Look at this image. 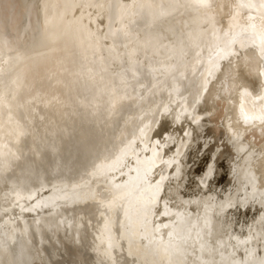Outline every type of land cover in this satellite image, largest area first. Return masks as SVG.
I'll return each instance as SVG.
<instances>
[{
    "label": "bare ground",
    "instance_id": "6f19581e",
    "mask_svg": "<svg viewBox=\"0 0 264 264\" xmlns=\"http://www.w3.org/2000/svg\"><path fill=\"white\" fill-rule=\"evenodd\" d=\"M247 2L0 0V264H264Z\"/></svg>",
    "mask_w": 264,
    "mask_h": 264
},
{
    "label": "snow or ice",
    "instance_id": "6c2138e0",
    "mask_svg": "<svg viewBox=\"0 0 264 264\" xmlns=\"http://www.w3.org/2000/svg\"><path fill=\"white\" fill-rule=\"evenodd\" d=\"M134 2H135V0H134ZM200 2L202 4H205L206 0H200ZM240 6L248 8V9H255L256 10V12L259 14L260 31H261V34L264 35V0H258V3H253L252 0H248L247 3L240 5ZM125 8H126V6L124 4H121L118 2V10L121 13L125 10ZM253 19H254V17L252 15L248 16L249 21H251ZM251 27L255 29L256 25L252 24ZM127 35H128V33L126 32L125 36H127ZM125 47H127V45H125ZM133 76H135V72H133ZM165 110L167 111V109H165ZM244 119L246 121L249 119H262V120H264V115H261L259 117H252V116H248L247 114H245ZM119 162H120V157H117V159L115 161H113L112 164L108 166V168L111 170L112 168L116 167L119 164ZM103 168H104L103 165L97 166L96 170L93 172V175H96L98 173H102ZM210 172H211V170H210ZM163 179H165V178L161 177V180H163ZM117 187H120V186L118 185ZM145 191H150V193H151L150 197L145 198L143 200V212H144V215L146 216L147 213L150 211V208L148 206L150 204L155 203L156 196L158 195V193L160 191L159 182H157L155 185H150L149 189H146ZM142 195H143V193H142ZM29 198L31 199V197H29ZM121 198L122 197H114L112 200H110L108 202L109 209H111L116 204L117 199H121ZM36 206H39V204L35 205L34 207H36ZM44 206H47V204H45ZM227 206L230 207L231 205L229 204ZM21 210L22 211H31L32 209H24L22 207ZM105 227L107 228V224L105 225Z\"/></svg>",
    "mask_w": 264,
    "mask_h": 264
},
{
    "label": "water",
    "instance_id": "95a60500",
    "mask_svg": "<svg viewBox=\"0 0 264 264\" xmlns=\"http://www.w3.org/2000/svg\"><path fill=\"white\" fill-rule=\"evenodd\" d=\"M246 54V53H253L254 55L258 56L259 58V72H260V79H261V85H263L264 87V77H263V73H262V69H263V66H264V59L259 51V49L255 46V45H252V44H248V45H245L243 46L242 48H239V47H236L235 49V52L232 53L230 56H228L226 59H222L221 60V64L219 66V69L217 71V73L215 74L214 76V79L211 80V82L209 84H207V90H206V94L211 90V88L213 87L214 88V83H216L217 79L220 77V73H222L224 67L230 63V64H234L235 61H237V58L239 56V54ZM263 87H261V89H263ZM241 104H242V100H240V98L238 97L237 100L234 101V112H235V117L237 119H240V126L242 127H245L247 129L249 128H253L255 127L256 125V122H253L251 120H245L244 119V115H243V112H242V108H241ZM236 154V152H234ZM220 165L222 166L223 170H224V173H222L221 175V182H224L227 178H229V170L226 169L227 165H226V162L222 161L220 163ZM37 198V196L35 198H33L30 203L33 205L34 204V201L35 199ZM257 202H253V204L255 205ZM258 207L256 206L255 209L256 211H258L257 209Z\"/></svg>",
    "mask_w": 264,
    "mask_h": 264
}]
</instances>
